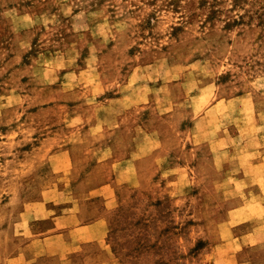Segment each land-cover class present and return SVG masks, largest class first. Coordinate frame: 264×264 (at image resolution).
Segmentation results:
<instances>
[{
    "label": "rangeland",
    "instance_id": "obj_1",
    "mask_svg": "<svg viewBox=\"0 0 264 264\" xmlns=\"http://www.w3.org/2000/svg\"><path fill=\"white\" fill-rule=\"evenodd\" d=\"M264 264V0H0V264Z\"/></svg>",
    "mask_w": 264,
    "mask_h": 264
},
{
    "label": "crops",
    "instance_id": "obj_2",
    "mask_svg": "<svg viewBox=\"0 0 264 264\" xmlns=\"http://www.w3.org/2000/svg\"><path fill=\"white\" fill-rule=\"evenodd\" d=\"M256 234L255 230L254 229H250V230H247V234H246V237H247V250L249 249V256H247V264H253V260L252 258L250 257L251 253H250V250H252V248L254 247V243L251 242V237ZM240 261H236L234 262V264H240L239 263Z\"/></svg>",
    "mask_w": 264,
    "mask_h": 264
}]
</instances>
